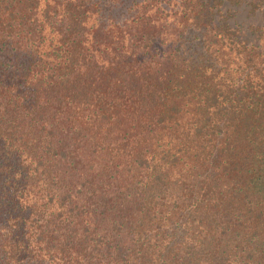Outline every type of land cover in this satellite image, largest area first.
<instances>
[{"label": "trees", "instance_id": "obj_1", "mask_svg": "<svg viewBox=\"0 0 264 264\" xmlns=\"http://www.w3.org/2000/svg\"><path fill=\"white\" fill-rule=\"evenodd\" d=\"M0 264H264V0H0Z\"/></svg>", "mask_w": 264, "mask_h": 264}]
</instances>
